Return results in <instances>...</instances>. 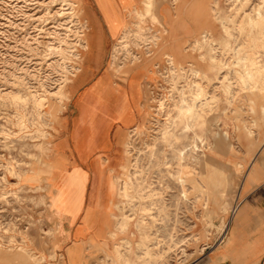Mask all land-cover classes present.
Instances as JSON below:
<instances>
[{"label":"rangeland","instance_id":"1","mask_svg":"<svg viewBox=\"0 0 264 264\" xmlns=\"http://www.w3.org/2000/svg\"><path fill=\"white\" fill-rule=\"evenodd\" d=\"M184 1L189 19L202 0H157L159 23L153 13L139 23L130 10L138 1L127 0V32L109 50L105 38L94 67L91 53L86 64L75 58L89 38L82 0H0V264H65L73 254L71 264H91L84 246L90 259L99 253L94 264H190L221 242L241 175L264 155V19L254 21L264 0H218L208 19L193 13L191 30L213 36L201 51L198 35L174 40L162 14L181 17ZM100 76L113 93L134 82L123 96L131 106L102 90L83 109L81 95ZM75 81L84 88L73 93ZM61 88L69 100L54 123L46 111ZM66 175L100 195V214H91L100 215L101 237L73 240L85 213L59 205L53 182ZM124 216L132 220L121 230ZM137 223H147V238Z\"/></svg>","mask_w":264,"mask_h":264},{"label":"crops","instance_id":"2","mask_svg":"<svg viewBox=\"0 0 264 264\" xmlns=\"http://www.w3.org/2000/svg\"><path fill=\"white\" fill-rule=\"evenodd\" d=\"M213 1L202 0L201 3L195 5L194 11H192L194 17L201 15L203 16L202 19H208V6ZM127 5V0H82L81 8L89 28L88 37L98 38L95 44L96 52H100L105 48V38L109 50L112 43L111 38L116 37L123 30L125 26L123 23L127 18L125 13ZM186 20L188 19L186 18ZM189 26L190 23L185 21L180 23L176 30L181 34L190 33L192 30ZM94 41L92 39L90 47L94 45ZM109 82L110 79L105 80L103 76L92 81L89 90L84 91L81 95L83 109L91 95L100 93L102 90H107L112 95L115 93L121 95L123 98L120 101L122 107L131 106L123 96L128 95V91H134L135 84L124 85L119 88V91L113 93L112 88L109 89L107 86ZM82 84L80 81H75L72 92H78L79 88L83 87ZM110 102L107 99L105 106L109 107ZM139 102H141V99ZM101 111L103 112V109ZM133 112L141 111L135 107ZM257 157L247 163L241 175L235 195L233 207L235 210L233 213L230 211V219L227 220V228L223 239L220 243L217 242L218 245L216 244L190 264H264V155ZM73 179V176L66 175L54 179L53 182L58 194V203L61 207L72 213H85V215L78 217L76 223H74L73 240L79 241L87 237L99 238L103 235L99 220L100 215H92L91 213L100 214L99 210L94 209L100 207V195L98 194L96 198L95 194H90L88 197L83 185L73 184ZM74 256V254L70 258L65 256V264H71L69 260L73 259ZM98 257L99 253L90 259L86 246L82 248V260L91 261V264H94ZM58 263L60 264L59 260Z\"/></svg>","mask_w":264,"mask_h":264},{"label":"bare ground","instance_id":"3","mask_svg":"<svg viewBox=\"0 0 264 264\" xmlns=\"http://www.w3.org/2000/svg\"><path fill=\"white\" fill-rule=\"evenodd\" d=\"M138 1V4H140V6L141 7H138V4L137 5H132V9H130V10H132L133 12H135V16L137 17V19L139 20V23H141L142 21H144V19H145V17L146 16H150L151 17V14L153 13V16H152V18H153V20H155V21H157L158 22V18H157V16H156V1L157 0H137ZM190 6V2H188V1H184V4H183V8H184V10L183 11H181L179 14H180V16L181 17H174V18H172V16H173V14H172V12L169 10V9H167V8H163L162 9V13H163V15L165 16V18H166V20L168 21V24L170 25V27L171 26H174L175 25V27L173 28V33H175L178 37H176L174 40H181V39H183V38H185V37H188V38H190V37H193V36H196V35H198L199 37H200V39H195L194 40V45L196 46V47H198V50L199 51H201V50H203V48H204V44L205 43H209L210 45L212 44V38H213V36H212V33H208V31L207 32H203V33H200L199 31H197V29H196V31L195 30H192V32H190V33H184V34H181V33H178V31L176 30V25H179L180 23H182V22H184V21H187L186 20V9H187V7H189ZM257 6V5H256ZM213 7H214V9H213ZM217 7H218V0H214L213 2H212V4L210 5V10H215V9H217ZM127 10V9H126ZM129 10V11H130ZM237 13V12H236ZM235 13V14H236ZM81 14H82V16L84 17V14H83V10H82V8H81ZM192 15H193V12H191L190 13V15H189V19L188 20H190V18L192 17ZM215 16H217V15H215ZM245 16H243V18H244ZM254 17H255V20L254 21H256V22H260V21H262L263 19H264V14H263V12H262V7H257V9H255V13H254ZM85 18V17H84ZM85 20V19H84ZM210 20V19H209ZM219 20V23H220V31H222L224 34L227 32V30H228V27H227V24L224 22V21H222L221 19H218ZM86 21V20H85ZM230 21H231V19H230ZM250 21V20H249ZM252 21V20H251ZM190 22V21H189ZM211 22V21H210ZM86 23V22H85ZM159 23V22H158ZM211 25L212 24H210L209 25V27H206V26H204L203 28H204V30H206V29H211ZM240 29V28H239ZM237 30V29H236ZM125 32H127V30H126V26H124V28H123V30L121 31V34H124ZM230 33V32H229ZM181 34V35H180ZM88 40H89V38H87V40H86V43L84 44V45H82V47H81V51H82V54H80V53H76V55H75V58L78 60V59H81L82 61H83V63H85L86 64V62H87V57H88V53H91L92 55H93V58H94V67H96V66H98V64H99V62L101 61V55H98V52H96V48H95V44H96V40H98V38L97 37H95L93 40H95L94 42V45H92V47H90L91 45H90V43H91V40H89V42H88ZM173 40V41H174ZM169 41H170V39H169ZM226 42V41H225ZM167 43H170L171 44V42H167ZM122 43L121 42H118L117 44H115L114 46H113V51L115 50V49H119V46L121 45ZM176 45L177 44H175V46H174V49L176 48ZM212 46H213V44H212ZM163 47V46H162ZM222 47V46H221ZM227 47V46H226ZM91 48H92V50H91ZM91 51V52H90ZM158 51V50H157ZM178 51V50H177ZM176 51V52H177ZM101 52V51H100ZM159 52V51H158ZM183 53V52H182ZM201 53V52H200ZM184 54V53H183ZM203 55V54H202ZM203 57V56H202ZM213 57V56H212ZM215 57V56H214ZM213 57V58H214ZM206 63V62H205ZM223 65V64H222ZM224 66V65H223ZM215 67V66H214ZM218 68V67H217ZM244 70V69H243ZM130 74H133L132 75V77H131V79L133 80V81H137V72H135L134 70H132L131 71V73ZM200 74V73H199ZM73 81V77L72 78H67L66 80H65V88H66V85H67V83L69 84V83H71ZM243 82H244V80H243ZM132 83H134V82H132ZM67 88H68V86H67ZM257 89V88H256ZM56 94V97H57V99L59 100V103L57 104V103H55V102H49L48 103V106H47V111H46V115L48 116V117H50L52 120H53V122L54 123H59V114H60V112L61 111H63L64 110V107H65V104H66V102H68V100H69V97L67 96V90H65L64 91V89H60V90H58V92H56L55 93ZM13 96V95H12ZM198 96H199V93H197L196 95H194V97H195V99H197L198 98ZM6 97V96H5ZM15 98V97H14ZM49 98V97H48ZM0 99H1V97H0ZM8 99H10V98H8ZM37 99V98H36ZM81 99H82V97H81ZM12 100H13V98H12ZM11 100V102H13ZM16 100H18V99H16ZM57 100V101H58ZM5 101V100H4ZM33 101V100H32ZM22 102V101H21ZM41 102V100L40 101H38V104ZM183 104H181L179 107H180V109L181 110H183L182 111V113L183 112H186V113H191V112H193V106H191V104L190 105H187V104H185V102H184V100H183V102H182ZM2 104V103H1ZM18 104V103H17ZM196 104V103H195ZM37 105V104H36ZM177 107H178V105H177ZM264 112V111H263ZM262 112V113H263ZM191 116V115H190ZM46 117V116H45ZM193 118H194V116H192ZM196 119L197 118H194V121H196ZM40 121V120H39ZM37 132V131H36ZM4 135V134H3ZM4 139H6V136L4 137ZM1 143V142H0ZM126 144V143H125ZM261 149V148H260ZM127 153V152H126ZM177 166H178V171L180 172L182 169H183V165L181 164V160H182V158H183V156H184V153H183V151H178L177 152ZM46 156V155H45ZM255 157V156H254ZM258 158V157H257ZM52 167H54V166H52ZM55 168V167H54ZM56 169V168H55ZM173 177V176H172ZM181 179V178H180ZM180 179H179V182L180 183H182V181H180ZM183 180V179H182ZM36 188V187H35ZM59 189H61V188H59ZM56 190V189H55ZM125 196H127V195H125ZM58 197V196H57ZM181 197L182 198H185L186 197V195H185V193L184 192H181ZM235 210V208H233L232 210H231V213H233V211ZM142 214H143V212H142ZM125 217V216H124ZM123 217V218H124ZM122 218V219H123ZM124 219H126V220H124V221H122L121 223H117L116 224V226H118V228H120L119 226H121V230H124L125 228H127V226L129 225V223L131 222V218L130 217H125ZM229 219H230V217H229ZM121 221V220H120ZM143 221V220H142ZM221 221H222V233H221V240L223 239V237H224V235H225V232H226V228H227V222L223 219V218H221ZM220 221V222H221ZM136 227L139 229V230H142L143 231V237L144 238H147L148 237V235H147V233L145 232V230L146 229H148L147 228V223H144V224H138L137 223V225H136ZM221 227V226H220ZM137 230V229H136ZM113 236V235H112ZM132 236H133V234H132ZM123 242V241H122ZM118 244H114L113 246H114V252H115V254L116 255H119L120 257L123 255L122 253H121V247L119 246V247H116ZM152 252H154V251H152ZM157 252V251H156ZM155 252V253H156ZM148 255H153V254H150V253H148Z\"/></svg>","mask_w":264,"mask_h":264}]
</instances>
